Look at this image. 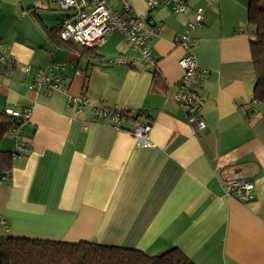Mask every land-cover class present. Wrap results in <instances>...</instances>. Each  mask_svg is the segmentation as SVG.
I'll return each mask as SVG.
<instances>
[{
  "label": "crops",
  "instance_id": "1",
  "mask_svg": "<svg viewBox=\"0 0 264 264\" xmlns=\"http://www.w3.org/2000/svg\"><path fill=\"white\" fill-rule=\"evenodd\" d=\"M185 1L178 13L127 0L161 28L148 39L156 67L143 69L117 31L81 53L62 43L57 25L70 11L55 0H0V49L17 62L0 76V110H31L20 126L24 150L0 180V236L92 240L148 254L176 247L195 264H264V104H249V0ZM198 7L204 19L190 35L198 67L208 70L199 90L204 130L172 96L182 75L175 40ZM50 62L62 64L67 90H30L21 66ZM81 95L88 101L77 113L68 101ZM114 107L124 112L119 128L96 114ZM136 123L150 125L143 145L131 133ZM234 163L254 180L247 202L224 196L216 176Z\"/></svg>",
  "mask_w": 264,
  "mask_h": 264
},
{
  "label": "built area",
  "instance_id": "2",
  "mask_svg": "<svg viewBox=\"0 0 264 264\" xmlns=\"http://www.w3.org/2000/svg\"><path fill=\"white\" fill-rule=\"evenodd\" d=\"M59 7L70 13L59 21L57 25V37L65 42L83 47H98L106 40V33L111 31L119 32L127 41L129 46L138 53L134 60L143 69H154L156 59L153 50L148 42L152 33H159L160 26L152 23L149 16L135 15L127 0H116L117 7L112 5V0H55ZM149 10L160 5H169L174 12L181 13L186 6L185 0H146ZM204 8H196L193 20L189 21L187 28L176 37V44L183 49V53L178 60L182 75L176 90L172 91V96L182 110L186 121L195 126L198 130H204L206 123L198 114L201 106L199 90L203 84V79L208 74V70L201 69L197 65V60L192 52L193 38L190 35L191 28L201 25L204 19ZM115 62L125 63L122 58H116ZM17 66L16 60L8 56L0 49V76L9 77ZM23 75L30 76L27 87L41 94H48L52 91L64 92L68 88L67 79L62 74V64L50 62L44 68L32 71L28 64L21 66ZM74 101L77 113L82 111L87 103L86 96L81 95ZM254 101H250L252 105ZM7 113L21 117L27 121L31 110L29 107L20 109H6ZM123 110L114 107L109 109H97L96 114L99 119L109 121L116 128L120 127ZM150 125L136 123L131 131L135 143L143 145L148 140ZM14 143V156L22 153L24 142L20 136V127H12L8 133ZM216 176L223 189V195L232 197L239 202H247L252 199L254 190V180L247 176L239 167V164H231L227 168L217 171Z\"/></svg>",
  "mask_w": 264,
  "mask_h": 264
},
{
  "label": "trees",
  "instance_id": "3",
  "mask_svg": "<svg viewBox=\"0 0 264 264\" xmlns=\"http://www.w3.org/2000/svg\"><path fill=\"white\" fill-rule=\"evenodd\" d=\"M264 0H249L247 31L251 61L255 72L252 100L264 104ZM53 35L52 37H54ZM62 42V41H60ZM67 43L79 53L82 47ZM23 108V107H21ZM20 109V108H18ZM247 116L254 111L244 110ZM124 115V114H123ZM122 115V116H123ZM25 120L0 110V180L6 177L12 167L14 143L8 138L12 127H20ZM4 138L11 140V148L2 147ZM21 154V153H19ZM0 264H195L176 247L148 254L142 250L114 245H103L92 240L76 243L51 239L0 236Z\"/></svg>",
  "mask_w": 264,
  "mask_h": 264
},
{
  "label": "rangeland",
  "instance_id": "4",
  "mask_svg": "<svg viewBox=\"0 0 264 264\" xmlns=\"http://www.w3.org/2000/svg\"><path fill=\"white\" fill-rule=\"evenodd\" d=\"M264 7V4H263ZM10 145V141L7 138H4L3 142H2V147L7 148Z\"/></svg>",
  "mask_w": 264,
  "mask_h": 264
}]
</instances>
